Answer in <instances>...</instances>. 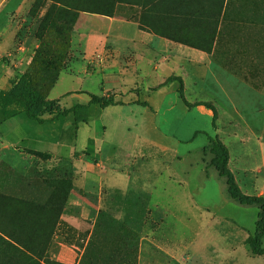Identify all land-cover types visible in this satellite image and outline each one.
<instances>
[{"label":"rangeland","instance_id":"374dc122","mask_svg":"<svg viewBox=\"0 0 264 264\" xmlns=\"http://www.w3.org/2000/svg\"><path fill=\"white\" fill-rule=\"evenodd\" d=\"M240 1L249 17L260 21H223L218 44L208 54L163 45L156 51L165 53L115 54L108 42L105 53L87 55L82 46L93 34L90 26H97L90 16L46 33L42 50L56 56V67L79 75L74 90L85 91L66 98V108L58 100L62 109L87 104L90 94L120 103L104 110L92 106L97 118L92 128L77 132L72 118L68 134L80 151L93 132L103 137L110 154L105 185L122 193L104 189L107 207L102 208L99 190H76L41 264H264V256H254L246 245L259 208L228 196L209 148L211 139H219L229 150L228 167L241 191L264 198V0ZM34 4L25 13V26L39 49L37 33L55 3L47 6L44 0L39 9ZM228 27L233 39L225 37ZM65 34L67 46L49 42ZM9 58L0 57L1 64H11ZM103 60L105 66L97 68ZM33 75L44 94V74L34 70ZM178 78L188 105L179 95ZM59 94L58 88L50 98Z\"/></svg>","mask_w":264,"mask_h":264},{"label":"crops","instance_id":"0c3cea01","mask_svg":"<svg viewBox=\"0 0 264 264\" xmlns=\"http://www.w3.org/2000/svg\"><path fill=\"white\" fill-rule=\"evenodd\" d=\"M35 2L36 0H0V57H12L9 58L11 64L4 65L0 62V79H2L0 86L6 87L0 88V92L8 90L11 81L19 73L23 74L28 70L33 54L39 46L31 29L25 26V13ZM74 2L102 6L105 0H66L64 3ZM53 3L61 4L53 0H45L47 6ZM119 13L131 15L119 17ZM86 16H90L87 17L88 20L97 22V26H90L93 28V34L88 35L87 41L82 46L83 52L87 55L105 53L108 42H113L117 48L115 54L124 52L137 54L138 51H144L146 54L165 53L160 49L156 51L159 45L168 48H187L208 54V48H214L218 44L222 35L223 21L233 24L235 21L241 22L243 17L250 22L260 21L259 17H249L247 7L240 0H124L116 1L113 17L81 12L79 20H86ZM242 22L247 23L244 20ZM96 28L99 32H96L98 31ZM225 37L233 39V28H226ZM192 45L205 47L207 50L201 48L199 50ZM226 53H231L228 48ZM99 62L97 68L105 66L104 60ZM105 77L107 78V75ZM76 78H79V75L63 72L48 98L60 100L62 108H66L67 106L63 104L66 98H73L85 92L80 89L74 90ZM58 88L61 94L57 98H50L53 91ZM90 100L83 105H88ZM73 106L75 105L72 104L70 108ZM94 115L89 114L88 123H79L77 132L82 126L92 128L90 126L92 119H97ZM72 118L73 115L65 118L45 115L43 123L33 122L36 126L30 125L32 121L23 116L4 120L0 124V165L5 163L24 176L29 175L34 169L43 173L45 170L65 165L73 173L74 188L71 197L75 195L76 190L87 194L99 190V206L107 207L106 194L103 190L109 189L105 185L104 177L108 171L105 163L110 158V154L105 150L103 137L96 136L94 132L89 136L85 147L81 151L76 150L73 136L68 134L71 131L70 125H73ZM77 132L73 133L74 137L77 136ZM37 153L45 154L47 157H40ZM2 187L3 185H0V191ZM109 190L122 193L114 187Z\"/></svg>","mask_w":264,"mask_h":264},{"label":"trees","instance_id":"16d2710c","mask_svg":"<svg viewBox=\"0 0 264 264\" xmlns=\"http://www.w3.org/2000/svg\"><path fill=\"white\" fill-rule=\"evenodd\" d=\"M53 1L61 4H53L41 22L37 39L42 44L35 53L30 71L17 75L11 81L10 88L0 92V124L18 116L41 124L45 115H55L57 118L73 115L78 125L89 122L92 106L104 110L120 105L114 97L90 94L88 105L77 104L70 109H62L58 100H50L48 96L64 71L62 67H56V56L46 54L42 47L48 43L45 37L49 30L73 26L81 12L113 17L116 1L124 0H105L102 6L76 2L66 4V0ZM43 5L44 0H37L33 8L39 9ZM49 42L54 46H67L69 36L56 35ZM34 70H41L44 74L43 86L48 88L44 94L38 81H35ZM177 80L181 82L179 95L188 105L184 97L183 81L180 78ZM143 106L149 107V104L144 103ZM208 108L215 112L213 108ZM209 148L213 156L211 165L226 180L228 196L242 206L259 208L255 232L247 238L246 245L254 256H264V198L247 196L241 191L228 167L229 150L219 139H211ZM37 155L47 157L45 154ZM72 174V170L65 165L43 173L34 169L27 176L5 163L0 165V185H3L0 191V264H41L38 260L45 258L51 248L52 239L71 197L74 188Z\"/></svg>","mask_w":264,"mask_h":264}]
</instances>
